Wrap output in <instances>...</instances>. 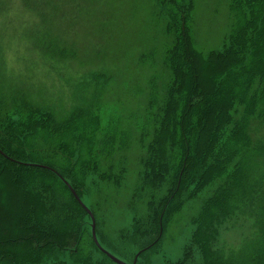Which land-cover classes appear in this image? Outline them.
<instances>
[{
  "label": "trees",
  "instance_id": "1",
  "mask_svg": "<svg viewBox=\"0 0 264 264\" xmlns=\"http://www.w3.org/2000/svg\"><path fill=\"white\" fill-rule=\"evenodd\" d=\"M228 2L230 32L205 55L193 46L189 16L163 17L159 63L169 73L162 95L151 84L135 138L118 121L101 124L94 93L59 113L0 86V205L13 209L0 217V264H43L54 252L70 264L113 263L86 233L88 214L65 182L87 196L110 254L156 256L185 218L190 234L168 264H264V0ZM130 148L138 153L125 198ZM101 213L117 217L112 237L127 248L104 241ZM233 217L250 219L253 235L237 251L216 250L217 228Z\"/></svg>",
  "mask_w": 264,
  "mask_h": 264
},
{
  "label": "rangeland",
  "instance_id": "2",
  "mask_svg": "<svg viewBox=\"0 0 264 264\" xmlns=\"http://www.w3.org/2000/svg\"><path fill=\"white\" fill-rule=\"evenodd\" d=\"M229 9L228 0H0V86L34 100H47L59 113L84 97L93 99L94 93L99 97L94 100L99 104L101 124L118 121L135 138L151 84L160 96L162 79L168 77L159 63L168 40L163 34L165 19L180 18L185 23L189 16L193 46L205 55L222 49L230 32ZM81 86L88 89L81 91ZM12 123H18L17 117ZM130 150L126 155L130 171L121 189L125 198L138 153ZM81 200L89 206L86 195ZM11 206L0 205V217L9 214ZM193 215L186 213L189 218ZM108 217L100 214L104 241L127 248L112 237L119 220L113 217V225ZM186 221L172 225L158 255H140L136 264L176 262L190 234ZM84 226L90 235L89 216ZM2 232L3 236L12 233ZM253 232L250 219H227L217 228L213 247L237 251ZM112 254L126 264L133 262L131 257ZM67 255L54 252L43 264H70Z\"/></svg>",
  "mask_w": 264,
  "mask_h": 264
},
{
  "label": "water",
  "instance_id": "3",
  "mask_svg": "<svg viewBox=\"0 0 264 264\" xmlns=\"http://www.w3.org/2000/svg\"><path fill=\"white\" fill-rule=\"evenodd\" d=\"M65 184L68 186L71 194L73 195V197L79 202V204L85 209V211L87 212L88 216L91 219V237L93 239L94 244L96 245L97 249L103 253L111 262H113L114 264H126L123 261H121L120 259L116 258L114 255L110 254L109 252L105 251L100 244L98 243L97 237H96V233H95V222H94V218L92 216V214L90 213V211L88 210V208L86 206H84V204L82 203V201L77 197V195L75 194V192L72 190V188L68 185L67 182H65ZM136 260H137V256L135 257L134 261L131 264H136Z\"/></svg>",
  "mask_w": 264,
  "mask_h": 264
}]
</instances>
